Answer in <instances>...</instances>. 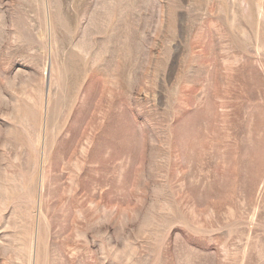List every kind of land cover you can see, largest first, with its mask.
I'll return each instance as SVG.
<instances>
[{
    "label": "rangeland",
    "instance_id": "1",
    "mask_svg": "<svg viewBox=\"0 0 264 264\" xmlns=\"http://www.w3.org/2000/svg\"><path fill=\"white\" fill-rule=\"evenodd\" d=\"M0 264H264V0H0Z\"/></svg>",
    "mask_w": 264,
    "mask_h": 264
}]
</instances>
